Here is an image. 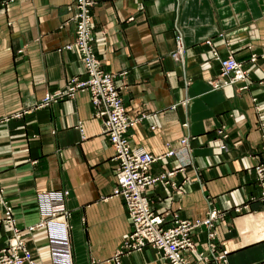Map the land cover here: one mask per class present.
Here are the masks:
<instances>
[{
	"label": "crops",
	"instance_id": "1",
	"mask_svg": "<svg viewBox=\"0 0 264 264\" xmlns=\"http://www.w3.org/2000/svg\"><path fill=\"white\" fill-rule=\"evenodd\" d=\"M74 10V0H0V247L10 232L5 203L35 264H116L119 249L120 264H169L151 246L121 247L131 221L112 193L113 148L87 91L36 105L83 72L66 47ZM90 13L101 68L124 71L114 82L137 118L126 130L130 145L170 151L147 169L172 170L145 187L150 208L165 225L217 208L224 264H264V203L252 167L264 156V0H93ZM212 50L242 61L244 88L222 82ZM42 191L59 192L64 210L36 225ZM191 236L201 250L206 228Z\"/></svg>",
	"mask_w": 264,
	"mask_h": 264
},
{
	"label": "built area",
	"instance_id": "2",
	"mask_svg": "<svg viewBox=\"0 0 264 264\" xmlns=\"http://www.w3.org/2000/svg\"><path fill=\"white\" fill-rule=\"evenodd\" d=\"M92 4L93 0H74L73 40L72 43L66 44V47L73 46L77 50L83 65L82 75H72L62 87L45 91L36 105H47L57 99L71 96L76 90L87 91L92 114L101 118L102 132L113 148L112 193L122 198L124 209L131 221L130 230L122 239V248L139 249L146 245L151 246L169 264H197L196 259L200 260L201 264H224L227 250L226 248L216 250L214 240V224L220 216L219 209L210 207L203 217L174 218L165 225L163 224L164 213L150 208L145 187L159 180L167 181L172 170L164 169L156 174H150L147 169L152 161L170 151L155 155L142 147L130 145L126 130L137 118L127 114L119 89L114 82L116 75H122L124 71L115 73L102 70L94 55L90 24ZM177 39L179 51L176 58L182 60L183 47L179 31H177ZM214 55L219 60L220 73L228 77H225L224 82L240 81L241 86L244 87L247 71L241 62L230 53L224 58L217 56L216 53ZM179 142L185 146L186 136L181 137ZM221 146L225 147V144L221 143ZM252 167L258 188V198L264 203V156ZM170 184L172 185V182ZM40 197L45 211L36 225L43 224L47 218L62 215L64 209L59 192L42 191ZM235 209L238 208L235 207ZM3 219L11 227V232L5 245L0 247V264H35L31 251L24 245L14 225L11 207L5 203ZM201 225L206 228V238L204 247L196 250V241L191 234ZM32 227L33 225L28 226L29 229ZM119 251L120 249L113 256L116 264H120L117 258Z\"/></svg>",
	"mask_w": 264,
	"mask_h": 264
},
{
	"label": "rangeland",
	"instance_id": "3",
	"mask_svg": "<svg viewBox=\"0 0 264 264\" xmlns=\"http://www.w3.org/2000/svg\"><path fill=\"white\" fill-rule=\"evenodd\" d=\"M73 27H74V23H73ZM174 40H175V50H174V53H173V57H174V59H178L179 61H180V58H176L177 56H178V51H179V44H178V39H177V33H175V38H174ZM207 41V40H206ZM74 48V47H73ZM75 51H76V54H77V57H78V59L80 60V58H79V55H78V52H77V50L75 49ZM214 53H216V52H214L213 50H212V59L213 60H215L216 62H217V64H218V73H219V75H221L222 77H223V80H222V82L223 83H233V84H237L238 86V88H244L245 86H246V83H245V85H244V87H242L241 85H242V82H240V81H236V82H224V79H225V77H227V76H224L222 73H220V65H219V60L217 59V57L214 55ZM228 53H230V51H227L226 52V54L225 55H220L219 53H216V55L217 56H219V57H221V58H224ZM231 55H233L232 53H230ZM94 55H95V53H94ZM253 54H251L250 55V58H253V56H252ZM97 58V57H96ZM237 59V58H236ZM237 60H239V59H237ZM99 61V60H98ZM240 62H241V65L244 67V65H243V63H242V61L241 60H239ZM81 62V61H80ZM82 63V62H81ZM99 65H100V62H99ZM83 66V65H82ZM100 68H101V65H100ZM102 69V68H101ZM244 69H246L245 67H244ZM103 70V69H102ZM105 71V70H104ZM246 71H247V77H248V70L246 69ZM108 72H111V71H108ZM72 75H76V76H81L82 74H72ZM72 75H70V76H72ZM69 76V77H70ZM68 77V78H69ZM67 78V79H68ZM228 78V77H227ZM67 79H66V81H67ZM65 81V82H66ZM65 84V83H64ZM54 90V89H53ZM76 91H78V90H76ZM125 108V107H124ZM112 146V145H111ZM146 150V149H145ZM150 152V151H149ZM10 232H11V227H10ZM9 232V233H10Z\"/></svg>",
	"mask_w": 264,
	"mask_h": 264
},
{
	"label": "bare ground",
	"instance_id": "4",
	"mask_svg": "<svg viewBox=\"0 0 264 264\" xmlns=\"http://www.w3.org/2000/svg\"><path fill=\"white\" fill-rule=\"evenodd\" d=\"M183 56V55H182Z\"/></svg>",
	"mask_w": 264,
	"mask_h": 264
}]
</instances>
